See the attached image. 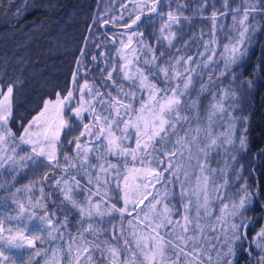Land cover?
Here are the masks:
<instances>
[{"label": "snow or ice", "instance_id": "1", "mask_svg": "<svg viewBox=\"0 0 264 264\" xmlns=\"http://www.w3.org/2000/svg\"><path fill=\"white\" fill-rule=\"evenodd\" d=\"M110 3L119 4L118 15L109 16L110 7L92 20L117 28L110 38L120 45L116 62L104 52L89 61L92 39L84 37L71 87L56 85L19 135L12 123L21 81L0 88V192L7 193L0 196V264H39L38 257L44 264H264V203L259 217L248 214L264 189L245 181L228 191L237 159L231 149L248 148V129L238 127L248 117L225 106L238 102L237 84L254 87L239 70L264 34V0ZM59 7V0H0V12L18 21ZM196 19L210 21L193 33L196 53L169 55ZM8 70L7 60L0 63V79ZM216 156L223 166L212 167ZM38 169L47 171L16 186ZM45 242L55 244L51 257L37 247Z\"/></svg>", "mask_w": 264, "mask_h": 264}, {"label": "trees", "instance_id": "2", "mask_svg": "<svg viewBox=\"0 0 264 264\" xmlns=\"http://www.w3.org/2000/svg\"><path fill=\"white\" fill-rule=\"evenodd\" d=\"M7 2L15 3L17 0H7ZM59 5L60 7L53 12L33 11L19 21L11 13L5 17L4 13L0 12V63L5 60L9 63L7 75L0 79V88L6 91L7 84L17 77L21 81L20 85L14 89L19 106H17L16 100L13 102V112L17 119L12 123V127L17 135L22 132L19 124L23 122L26 125L28 120L40 111L43 104L42 98H54L56 85L71 87V72L75 68V60L79 58V50L84 46V37L91 36L92 39L87 58L89 61L91 55H97L99 58V53L104 52L110 62H116V48L120 45L117 42L113 46L110 43V38L117 28L111 25L103 26V18L93 23L92 17L94 15L103 17L104 11L110 7L115 11L109 13V16L118 15L119 4L110 3V0H59ZM11 12L14 13L15 8ZM191 14L190 11L185 12V15ZM44 18L48 19L47 24L35 29L31 27L33 21H41ZM227 22L230 24V17ZM209 26L210 21L194 20L193 27H186V34L183 38L174 42L176 48H173L169 55H194L200 41L192 39L193 33L198 34L201 28L207 30ZM89 27L93 30L91 34ZM259 39L260 43L254 45L250 49L248 57L245 58L247 70L245 71L243 68L239 70L241 80H252L254 87L245 89L237 84L234 86V90L237 92L238 102L229 100L225 105L226 107L231 106L232 109H239L235 112L237 117H248L246 124L238 123V127L248 129V148L245 150H239L238 147L231 149L237 159L234 162L233 170L229 171L227 177L230 181L228 189L230 194L235 193L245 181L253 187L264 189V155H257L264 150V73L260 72V64L264 60V34H261ZM184 41H189L190 46L177 52L176 49L180 48ZM146 42L155 43L151 37L147 36ZM96 43L101 44L99 49L95 47ZM253 68L256 69L255 75H253ZM93 75L96 73L94 72ZM157 83L160 87L164 86L159 81ZM210 100L211 97L207 94L201 97L203 105H207ZM19 117H24L23 121ZM224 119L227 121L228 117L226 116ZM220 130L223 129H217V131ZM217 160L221 162L220 165L216 163ZM113 162L116 161L113 160ZM218 166H223V156L214 157L212 167ZM45 171L47 169L36 170L37 177H34L30 171L27 176L18 180L16 186L20 187L28 183L30 179L38 178ZM237 171L240 172L243 179L236 178L235 172ZM3 195H7V193L0 192V196ZM36 195H39L38 191ZM21 198H23V194H21ZM257 200L258 203L254 205L255 211L248 214L259 217L261 203H264V192H257ZM171 203L180 208L176 200H172ZM112 223L119 224L120 220L117 218ZM123 223L127 227V219ZM260 223H264V220H261ZM74 224L75 221H73ZM111 226V224L101 225L106 229H110ZM72 231H75L74 227ZM37 247L48 250V256L51 257V248L55 247V244L45 242L41 245L38 243ZM37 259L39 264H44L45 258L38 257Z\"/></svg>", "mask_w": 264, "mask_h": 264}]
</instances>
